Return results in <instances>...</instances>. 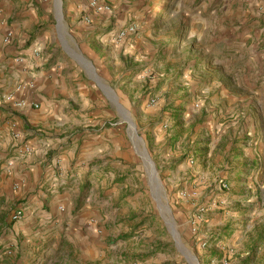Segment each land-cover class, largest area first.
I'll use <instances>...</instances> for the list:
<instances>
[{
	"label": "rangeland",
	"instance_id": "rangeland-1",
	"mask_svg": "<svg viewBox=\"0 0 264 264\" xmlns=\"http://www.w3.org/2000/svg\"><path fill=\"white\" fill-rule=\"evenodd\" d=\"M60 1L49 49L90 62L106 116L91 133L126 140L105 144L128 161L117 186L78 194V242L24 217L6 161L0 264H264V0Z\"/></svg>",
	"mask_w": 264,
	"mask_h": 264
},
{
	"label": "crops",
	"instance_id": "crops-1",
	"mask_svg": "<svg viewBox=\"0 0 264 264\" xmlns=\"http://www.w3.org/2000/svg\"><path fill=\"white\" fill-rule=\"evenodd\" d=\"M257 1L251 0L258 6ZM55 3L0 0V99L10 98L8 103L0 102V169L7 173L5 168L11 163L10 179L24 194L30 192L19 198L25 200L22 206L26 219L37 214L44 219V230L50 223H66L65 232L74 231L78 242L80 237L85 238L82 232L91 199L86 197L84 207L72 216L78 194L82 190L83 196L84 188L109 190L117 186L128 153L120 151L117 157V151L108 150L105 144L110 137L123 147L126 140L122 137L106 131L91 133L106 118L103 114L97 119L90 113L92 103H98L97 89L103 91L93 69L49 49V18L53 13L59 17ZM13 133H19L17 141ZM24 145L32 149L31 154L19 152ZM98 234L102 240L109 236L103 231ZM95 239L91 236L82 242L89 246ZM97 240L93 248L98 247Z\"/></svg>",
	"mask_w": 264,
	"mask_h": 264
},
{
	"label": "built area",
	"instance_id": "built-area-1",
	"mask_svg": "<svg viewBox=\"0 0 264 264\" xmlns=\"http://www.w3.org/2000/svg\"><path fill=\"white\" fill-rule=\"evenodd\" d=\"M130 31H133V29L131 28ZM8 40H9V36L6 37L4 41L7 42ZM12 137H13V139H15V140L17 141V140L19 139V133H13V134H12ZM31 151H32V149H31L29 146H27V145L22 146V147L20 148V150H19V152H20L21 154H24V155H29V154H31ZM20 215H21V212L18 211V212L16 213V216H14V219H19V218H20Z\"/></svg>",
	"mask_w": 264,
	"mask_h": 264
},
{
	"label": "water",
	"instance_id": "water-1",
	"mask_svg": "<svg viewBox=\"0 0 264 264\" xmlns=\"http://www.w3.org/2000/svg\"><path fill=\"white\" fill-rule=\"evenodd\" d=\"M56 5H57V7H58V12H59V13H58V16H59L58 19L60 20V19H61V14H60L61 1H60V0H56ZM75 59H77V57H76ZM77 60H79V61H81V62H85L86 65L88 66V68L92 69L91 66L89 65V62L85 61L82 57L78 56V59H77ZM95 80H96V82H98L96 76H95ZM113 103L115 104V106H116L117 108H120V106L117 104V102H116L115 99H113ZM172 232H175L174 228L172 229Z\"/></svg>",
	"mask_w": 264,
	"mask_h": 264
}]
</instances>
